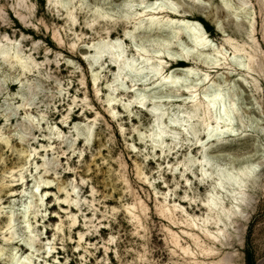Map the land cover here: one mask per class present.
I'll use <instances>...</instances> for the list:
<instances>
[{
    "label": "rangeland",
    "instance_id": "1",
    "mask_svg": "<svg viewBox=\"0 0 264 264\" xmlns=\"http://www.w3.org/2000/svg\"><path fill=\"white\" fill-rule=\"evenodd\" d=\"M140 1L87 0L88 7H81V0H75L71 7L49 10L48 0H44L40 16L29 11L35 7V0L0 3V7L9 5L8 11L18 24L0 33V47L9 50L8 58L0 55V264H14L12 258L25 256L32 264H100L101 259H108L105 254L109 250L115 264H194L170 242L166 228L178 232L183 245L197 249L192 238L182 235L180 229L195 230L186 225V215L180 211L176 212L177 225L168 222L158 213L159 205L167 195L169 204L179 203L188 214H205L202 200L212 181L201 179L199 159L206 152L227 168L246 163L245 157L250 154L242 142L261 131L259 105L264 103V95L260 88L264 85L232 59L235 46L251 53L250 46L245 47L244 21L238 19L244 16L239 8L242 0H226L233 7L229 9L223 0H214L211 15L194 7L180 9L202 25L215 47L226 51V59L220 61L223 66L211 71L209 83H201L197 92L211 83L221 84L225 92L231 88L238 104L232 130L240 133L235 137L224 133L220 140L207 143L221 151H205V145L188 148L194 142L193 131L185 132L168 121L169 116H181L190 108L184 101L188 92L161 91L152 85L141 108L134 99L137 91H131L132 73L113 68L120 59L111 66L107 58L110 54L97 52L100 42L119 41L117 45L121 43L124 51L121 57L138 59L137 44L149 39L146 44L155 45L147 34L140 33L133 39L125 35L132 33V13L141 10L129 4L138 5ZM61 2L67 5L72 0ZM106 3L113 7H106ZM97 8L110 18L97 19L93 24ZM168 47L177 49L172 43ZM15 49L25 59L32 56L38 68L32 64V71L23 72L14 61ZM179 66L202 68L199 63L181 62L168 65L166 73L179 74ZM152 100L164 112L166 128L159 143H154L158 138L151 135L157 130L151 115L155 112ZM245 122H254L255 126L242 130ZM248 131L251 136L244 134ZM188 157L195 161L186 166ZM207 168L213 170L214 166ZM257 181L248 182V194L253 199L252 206L245 208L247 220H238L230 227L231 238L223 246L216 244L218 253L212 259L217 261L230 252L232 259L244 264L248 260L261 264L264 190L259 187V178ZM38 182L41 187L35 192ZM138 200L146 207L144 211ZM131 203L138 206L139 224L130 220L125 210ZM72 217H76L74 225ZM80 232L85 236L82 241ZM112 236L116 243L108 245ZM47 245L54 246L50 257H46ZM80 257H84L83 262Z\"/></svg>",
    "mask_w": 264,
    "mask_h": 264
},
{
    "label": "bare ground",
    "instance_id": "2",
    "mask_svg": "<svg viewBox=\"0 0 264 264\" xmlns=\"http://www.w3.org/2000/svg\"><path fill=\"white\" fill-rule=\"evenodd\" d=\"M140 2L147 4L150 8L152 5H158V8L152 11H146L144 9H141L140 11H134L132 13V33L128 31L125 33V35H130L133 39V37L138 36V34L144 33L152 38L151 41L154 42L155 45H147L146 42L148 43L149 39L141 41L139 44H137L136 51L138 54V59H136L135 57H132V59L121 57L123 56L124 51L122 50L123 48L120 49L119 45L121 43L117 45V41L100 42L99 44H97V52H108L110 55L107 58L110 59L111 66L113 65L112 63L116 62L117 59H120V63L118 65H113V68H116V70L118 69V71L126 69L128 72L132 73V76L134 77V79L132 80V89L135 88L137 90L134 99L138 103L139 107V97L143 96L145 97V99H147V97L150 96V90L148 88L152 85H155V87L159 88L161 91L171 90L173 92H176L180 89H184L188 92L187 96L184 98V101L190 103V108L187 111H184L181 116H169L168 118L169 123H171L175 128H179L180 130L182 129L184 131L185 128H188L193 131L194 142L189 144L188 148L194 147L200 149L205 145V142L209 143L217 141L215 137L221 134L217 131L215 113L211 108L208 107L209 101H206L204 99V95L206 91H210L212 88H214L216 92H220L222 90L225 92V89L221 84L211 83L205 85L202 88L201 93L197 91L199 90V86L201 84L200 81L204 79L205 75L208 77L206 83H209L210 72L217 71L223 66L224 63L220 61L221 59H226V51L222 48L220 49L218 47H215L213 42L206 35V32L204 31L202 25H200L194 19H191L189 17V14H184L179 10L169 11L166 7L165 0H141ZM228 2L229 1L223 0L224 5ZM239 8H243V3L240 4ZM70 15L71 14H69V16ZM107 35L108 37L111 36L110 31H107ZM58 41H62V38L59 37ZM206 41L210 43H206ZM227 41L231 40L228 39ZM171 43L176 44L177 49H169L168 45H170ZM8 51L0 47V55H6L5 57H7ZM238 51H243L244 54H236V52ZM10 52L12 53V51ZM19 53L15 49L13 58L14 61L20 65L23 72H25L26 70L29 72L32 71L33 65H35V68H38L36 66L37 63L35 59H33L31 55L30 58L25 59L26 57L24 58ZM219 56L221 58H219ZM250 56L251 53L247 52L244 47L240 49L238 48V46L234 47L232 59L239 66L241 64L245 65L242 70H247ZM7 58L6 60H8ZM139 60L141 61L138 62ZM181 62L187 64L199 63L202 68H199L198 66H179V74H176L174 72H171L170 74L166 73L168 65L171 66V64H178ZM156 72H160V77H157V75L155 74ZM187 73L195 75V78H192L191 75H186ZM170 76L173 78L172 84H165L162 82V79L167 80ZM192 79H194L195 81H193ZM175 80H180L181 83L177 85L175 83ZM141 85H143L145 88H138ZM189 89H195V91L190 92ZM232 96L229 97V99L236 102V100ZM152 108L155 112L157 111V113H151L153 121L155 123V128H157V130L155 129V131H153L151 135H154L158 138L153 140L154 143H159L162 141V134L165 132L166 128L165 123L162 122L164 112H162L158 104L153 105ZM194 110H198V115L200 118L196 121H189L188 116ZM70 117L74 119L72 115ZM157 121H159V123ZM223 127L233 129V124L229 125L227 123H224ZM210 129L212 130L211 136L209 135ZM206 159L212 161L211 167L214 166L213 170H210L211 168H207L209 164L200 163L201 161H205ZM186 160H188L185 164L186 166L189 164H193L195 161L193 157H188V159ZM199 163L202 176L204 175V172H207L208 174L202 180H205L207 182L210 179L212 181L210 184V189L205 195V199L202 200V204L206 208L205 214L202 216H195V214L190 215L187 213L186 209L179 203L173 202L172 204H169L166 199L167 195L164 196L163 202H161V204L159 205L158 213L166 217L168 219V222L170 221L174 225H177L179 221V219L176 217L177 211H180V213L183 212L186 215L184 222L186 223V225L190 226L192 230L195 231H188L184 229L180 230L181 233H183L182 235L186 234L192 238L197 249H193L189 245H183L180 242V235L178 234V232L169 227H167L166 229L170 236V242L185 256L192 258V262L194 264H199V262H202L203 264H224L225 260L232 259L233 255L232 253L227 252L217 261L212 259L218 253V247L216 246V244H219L220 246L225 245V243H227L231 238V233L229 230L230 227H233V225L237 223L238 220H243L244 222L247 220L248 213H246L247 210H245V208L249 206L250 202L253 199V195L251 194L252 196H250L248 194V182L251 181L253 184L257 183V179L259 177L258 175L255 177L242 175L244 170L249 166L250 162L239 165L237 167L227 168L225 167L226 165L221 166L219 163L217 164L216 161H213L212 156H210L206 152H203L201 159H199ZM43 183L46 184L48 182L43 181ZM253 184H251V186ZM40 185L41 183L35 185V192L39 191ZM68 197H70V195H68ZM138 204H140L139 208L141 211H144L146 209V207L142 205V202L139 201ZM125 210L129 215L130 220L135 221L136 224L140 223L141 218L137 213L138 206L135 203L128 204L125 207ZM75 222L76 217H72L71 224L74 225ZM182 222L183 221H181V223ZM58 228L60 227L58 226ZM78 236L80 241H82V239H84L85 237L81 232L78 233ZM113 237L114 236H112V238ZM52 245L51 253H49V245L45 247L46 257L52 256V252L54 249V246ZM21 247L24 248L25 251H30V249L26 245L23 246L21 244ZM31 253L32 255L34 254L32 251ZM13 260L14 264H29V262L30 264H32L30 258L26 256L19 260H15L14 258H12V261Z\"/></svg>",
    "mask_w": 264,
    "mask_h": 264
},
{
    "label": "snow or ice",
    "instance_id": "3",
    "mask_svg": "<svg viewBox=\"0 0 264 264\" xmlns=\"http://www.w3.org/2000/svg\"><path fill=\"white\" fill-rule=\"evenodd\" d=\"M0 3H3V0H0ZM243 8L241 9L244 12V16L238 17L239 20H243L244 31L247 33L246 35V45L248 48L250 46L251 56L249 57V65L247 66V70L249 73L258 77L260 83L264 85V0H253V3H249L248 0H242ZM75 4V0H72L71 4H65L61 2V0H57L54 4L53 0H48V8L51 10L55 7L57 10L61 8L71 7ZM166 7L169 11H178L180 9H187L190 7H194L197 11L205 12L211 15V8L213 7L214 0H165ZM19 5H13V7H18ZM106 7H113L111 3H106ZM8 4H4L3 7H0V33L5 32L11 27H17V21L13 18L11 12L8 11ZM81 7H88L87 0H81ZM129 7H139L146 11H152L158 8V5H152L151 8L145 4L140 3L138 5L129 4ZM225 8H231V4L225 3ZM44 8V0H35V7L30 8V13H34L36 16H40L43 13ZM115 13L112 18H115ZM126 15V14H125ZM46 18V17H45ZM110 17L108 15L103 14L100 8L96 9L95 16L92 17L93 24L96 23L97 19L108 20ZM24 23H27L25 19ZM119 43V41L117 42ZM206 43H210L207 42ZM162 63V62H161ZM241 68H244L245 65L241 64ZM255 70V71H253ZM86 71V70H85ZM157 77H160V72L155 73ZM186 75H191V73H187ZM162 79V77H161ZM208 80V77L205 75L204 79L200 81V83H205ZM162 82L165 84H172L173 78L170 76L167 80H163ZM175 83L179 85L181 83L180 80H175ZM254 83V81L252 82ZM252 83L249 84V87H252ZM132 92H136L135 88L131 89ZM190 92L195 91V89H189ZM260 92L264 95V87L260 88ZM232 94V89L229 88L228 92H224L223 90L220 92H216L214 88L210 91H206L204 95V99L209 101L208 107L213 110L215 113L217 131L222 135L224 133H231L232 136H239L240 133L233 131L231 128H224L223 124L227 123L229 125L235 123L234 116L237 114V102L230 100L229 97ZM140 107L143 108L145 106V97H139ZM153 105L156 104L155 100L151 101ZM260 112V132L256 137L249 139L248 141L242 142L246 151L250 154L245 157L246 163H249V166L244 170L242 175L248 177H255L257 174L260 178L259 187L261 190H264V103L259 105ZM115 115V114H114ZM200 117L198 115V110H194L189 116V121H196ZM159 123V121H157ZM195 126V125H194ZM247 126L249 129L254 127V122H245V125L241 126L243 128ZM189 129L185 128V132H188ZM245 135L251 136V132H245ZM209 135H212V130H209ZM221 135H217L215 139L220 140ZM223 141H221L222 143ZM207 148H213L214 151H221V149L217 148L214 145L207 144L205 142V151ZM200 163H207L209 166H212V161L206 159L205 161H201ZM208 174L204 172V175L201 179H204ZM261 239H260V247L264 250V227L261 228ZM116 240L113 238H109L107 241L108 245H114ZM52 248L49 245V253H51ZM2 255V254H0ZM108 259H101L100 264H115V261L111 260V251L109 250L105 254ZM119 255V253H117ZM6 259V258H5ZM80 260L83 262L84 257H80ZM30 264V262H29ZM58 264H69V262H58ZM224 264H244L242 260L238 259H227ZM261 264H264V258L261 259Z\"/></svg>",
    "mask_w": 264,
    "mask_h": 264
},
{
    "label": "trees",
    "instance_id": "4",
    "mask_svg": "<svg viewBox=\"0 0 264 264\" xmlns=\"http://www.w3.org/2000/svg\"><path fill=\"white\" fill-rule=\"evenodd\" d=\"M247 264H252V261L251 260H248V263Z\"/></svg>",
    "mask_w": 264,
    "mask_h": 264
}]
</instances>
